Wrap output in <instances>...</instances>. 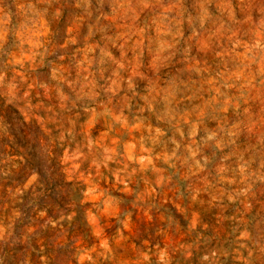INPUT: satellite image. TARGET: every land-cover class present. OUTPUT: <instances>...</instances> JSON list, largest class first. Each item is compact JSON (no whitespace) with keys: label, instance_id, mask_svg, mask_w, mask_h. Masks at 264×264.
Listing matches in <instances>:
<instances>
[{"label":"clouds","instance_id":"clouds-1","mask_svg":"<svg viewBox=\"0 0 264 264\" xmlns=\"http://www.w3.org/2000/svg\"><path fill=\"white\" fill-rule=\"evenodd\" d=\"M0 264H264V0H0Z\"/></svg>","mask_w":264,"mask_h":264}]
</instances>
